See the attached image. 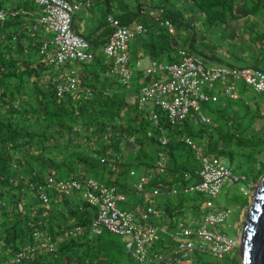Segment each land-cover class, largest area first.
<instances>
[{
	"label": "trees",
	"instance_id": "obj_1",
	"mask_svg": "<svg viewBox=\"0 0 264 264\" xmlns=\"http://www.w3.org/2000/svg\"><path fill=\"white\" fill-rule=\"evenodd\" d=\"M6 1L0 0V9L6 8ZM90 1V10L100 9L101 21L97 34L91 36L87 32L85 37L97 49L92 59L80 61L83 71L76 67L77 89L71 91L59 93L57 86L61 80L53 81L44 73L48 65L38 51L42 30L31 32L26 28L27 15L21 10L0 20V264H17L13 260L18 252L29 253L22 264H119L124 258L133 259L125 252L120 236L107 230L92 235L90 222L96 207L75 194L60 197L52 191L53 187L47 186L49 177L57 181L89 177L91 170L106 171L109 180L103 182L117 186L127 199L140 195L146 200L152 199L153 187L161 184L172 188L170 184L180 182L176 201L166 199L164 214L166 220H171L181 216L188 196L183 195L184 186L196 180L195 170L201 164L186 137L204 154L226 157L231 165L235 157L240 167L250 163L251 171L249 175L245 173L247 180L251 179L249 182L264 175V155L255 148L264 143V137H258L250 124L237 127L235 123L248 114L254 118L260 111L252 110L246 103L239 116L231 113L229 102L239 98L238 93L235 98L225 95L226 99L218 96L215 101L209 100L220 114L218 118L209 117L208 123L194 113L172 122L162 108L154 111L150 105L139 104L140 87L149 81V76L138 69L124 83L114 71L113 62H108L98 49L112 31L106 16L113 14L122 25L135 22L145 28L136 36L137 41L130 44V57L133 53L138 58L139 52L144 51L152 61H177L178 49L194 50L196 24L228 25L240 19L246 20V25L264 22V0ZM149 20L154 23L149 25ZM164 20L173 24L175 32L178 24L192 30L191 41L179 44L172 36L175 33L163 25ZM250 43L258 49L253 66L260 67L258 59L263 51L259 49L263 50L264 39L256 37ZM33 52H37L38 58ZM197 53L210 59L202 51ZM134 74L147 82L134 81ZM152 111L157 113V124L149 117ZM161 159L162 172L157 165ZM138 169L140 176H148L141 190L134 186L136 181L128 182ZM131 170L134 174H130ZM38 187L40 193L49 196L48 204L39 198ZM240 203L241 207L246 205L248 197ZM134 206L141 204L136 202ZM75 226L80 229L73 231ZM35 231L39 237L45 231L46 239L35 240ZM44 241L53 243L55 250L41 248ZM32 247L36 251L31 252ZM236 248L232 250L237 251ZM229 264H241L238 252Z\"/></svg>",
	"mask_w": 264,
	"mask_h": 264
},
{
	"label": "built area",
	"instance_id": "obj_2",
	"mask_svg": "<svg viewBox=\"0 0 264 264\" xmlns=\"http://www.w3.org/2000/svg\"><path fill=\"white\" fill-rule=\"evenodd\" d=\"M40 6L39 20L47 31L53 32L51 41L44 42L40 47V52L46 55L50 63L62 64L65 60L86 61L93 58L94 52L91 50V43L73 27V18L77 10L83 4L90 6V0H78L70 2L68 0H34ZM2 17V14H0ZM112 31L109 33L107 41L102 47V52L113 58L114 71L122 78L124 83L131 79V67L129 66V41L138 34H142L145 28L140 23L122 25L118 18L112 14L106 17ZM163 25L170 33H175V28L169 20H164ZM53 44V49L49 46ZM179 60L174 62L151 61L143 69L144 76H152L151 82L140 87L138 102L142 106L159 105L160 108L168 112V117L172 122L184 119L187 115L194 113L199 116L200 121L210 122L208 115L202 112V102L215 101L217 95L205 91L207 88L212 91L217 82L224 83L223 93L230 97H237L234 86L226 84L227 80L241 79L256 92H264V69L257 66L239 67L227 63H213L207 65L208 59L192 49L183 47L178 49ZM159 73V76H156ZM75 78L67 76L65 85H58V91L64 89H75ZM168 93H174L170 100L162 98ZM150 119L155 124L158 122L156 112H151ZM185 141L195 150L197 158L201 164L195 170L198 180L190 185L184 186V191L203 192L208 196H215L219 193L224 182L237 184L240 181H247L244 174H237L223 160L213 154H204L199 147L189 138ZM162 157V155H161ZM103 162V159H101ZM160 172L163 171L162 159L157 162ZM130 174H134L131 170ZM189 178L190 175L186 174ZM48 187L61 196L75 194L79 199L87 201L96 207V214L90 222L92 234H100L107 230L115 235L121 236L124 241L125 252L138 264H193L190 252L207 253L217 258H222L225 254L235 249L239 243V235L236 240L231 239L226 234H222L216 228L228 216V210H213L211 200L207 199L205 204L210 207L203 217V221L194 229L184 223L179 228L170 231L166 227H161L147 223L151 216H162L165 211L158 209L151 203L145 207L134 206L126 210L120 209L118 203H127V196L118 190L117 186L105 184L92 177L83 178H60L55 181L48 178ZM148 181V176H140L134 186L141 190ZM253 187L252 182H248V187L241 189L248 193ZM151 198L157 195H176L177 188H168L161 184L150 190ZM39 197L44 203L48 202L45 193H40ZM150 200L151 199H147ZM175 218V217H174ZM173 219V218H172ZM79 226H75L73 231H78ZM36 237L38 233H35ZM169 238L163 242L162 246L156 249L155 243ZM174 240V242H170ZM41 248L54 250L53 243L44 241ZM36 247L31 248V252ZM28 252L16 254L15 262L22 264L28 258Z\"/></svg>",
	"mask_w": 264,
	"mask_h": 264
},
{
	"label": "rangeland",
	"instance_id": "obj_3",
	"mask_svg": "<svg viewBox=\"0 0 264 264\" xmlns=\"http://www.w3.org/2000/svg\"><path fill=\"white\" fill-rule=\"evenodd\" d=\"M71 2H76L78 0H69ZM12 3H17L19 6H24V7H30L29 4H24L22 0H9L8 4ZM24 4V5H23ZM192 13H190V18H192ZM100 16V9L98 8H89V6L83 4L82 7L77 10L74 14V26L77 30L80 29V23L83 20L85 23V27L90 25V29L96 28L97 25L100 23V19L98 18ZM264 20V18H262ZM154 23L153 20H149V25ZM248 25H239V30L238 32L236 29L230 32L222 33L223 28L220 27V24H212V25H207L204 24L203 26L196 24L194 27V33H195V40L193 43V49L195 52L202 51L204 54L205 52L207 54H210L212 52L216 53L215 56H217V63H227L230 65H235L239 67H245V66H252L255 62V55H257V50L258 49H253L250 40L253 38H258L261 37L264 39V22L263 21H258L257 24H250L247 22ZM104 27V26H102ZM101 27V28H102ZM254 28V29H253ZM201 29V30H200ZM89 30V29H88ZM176 31L175 34L172 36L176 41L179 42V44L184 43H189L192 38V33L193 31L183 27L182 25L178 24V27L176 25ZM237 32V35H235ZM241 33V36L244 35L243 39L242 37L239 36ZM246 33V34H245ZM50 36L51 32H49ZM229 36V38L225 39L224 36ZM245 35L250 36L249 39H244ZM39 37H41L39 35ZM137 38H134L131 40L130 44L133 45L135 41H137ZM225 40V41H224ZM34 51V50H33ZM259 51H263L260 54V57L258 59V62L260 63V67L264 69V46L263 50L262 48L259 49ZM35 52V51H34ZM33 56L38 58L37 52L34 53ZM229 52V53H227ZM206 54V55H207ZM105 55V54H104ZM208 56V55H207ZM166 57V56H165ZM107 61L108 62H113V58L107 56ZM137 56L133 53H131L130 57V66L132 73L138 69H145L149 64V57H142L139 60V65L137 66ZM173 61L170 62H174ZM209 61V60H208ZM157 62L165 63L167 62L165 58L163 60H157ZM80 65V66H79ZM76 67L78 70L81 69V63L76 62L73 60L67 61L65 60L64 63L61 65H48V67L45 68V72L47 75H49L52 80H63L65 77L70 73V70L72 68L76 70ZM87 67V66H86ZM84 68V67H83ZM87 70H90V67H87ZM111 73H114L111 71ZM133 76V75H132ZM156 76H159V73H156ZM144 77V76H143ZM148 78V77H147ZM153 77L150 75L149 76V81L151 82ZM134 81H139V82H147V79L142 78L137 76V74H134L133 77ZM147 82V83H148ZM226 84H231L234 86L235 91L238 93L239 98L236 99H231L230 100V105L229 107L231 108L230 111L231 113H238V116L240 115V112L244 111L243 109H246V103H249V106L252 110L258 109L260 111V114L254 116V118H251V115L248 114L246 117H241L236 120V126L241 127L244 125L250 124V127L254 130H256V134L258 137H264V92H256L254 91L251 87L247 86L244 84V82L241 79H236L234 81L233 79L227 80ZM223 88H224V83L222 82H217L212 91L213 94H216L218 96H222L223 98L226 99L225 94L223 93ZM207 92V90L205 89ZM209 91V90H208ZM174 93H168L165 96H162V98H166L170 100ZM132 102V101H130ZM239 107L237 108V106ZM159 107V105H151L150 109L151 110H156ZM202 112L206 115H208L211 119L212 118H218V113L220 114L219 110L216 108V105L213 104L211 101L207 102L202 106ZM163 110V109H162ZM152 111V112H154ZM165 111V110H163ZM225 111L222 110L221 114ZM236 116L235 114L233 117ZM257 150L262 151L264 155V143H259L258 145L255 146ZM163 159V158H162ZM223 163L226 165H230L233 167L234 171L237 172V174H244L247 172V175H249L251 171V164H244L243 166L240 167L238 164L237 158L235 157L233 164L231 165L228 158L223 157ZM165 161H167L165 159ZM142 174V172L138 169L137 175L135 177H129L128 182L129 184H132L133 182L137 181L139 176ZM94 179H97L101 182L103 181H108L109 180V175L106 171H96V170H91L90 173L88 174ZM246 175V176H247ZM259 177V179L256 182L253 183V187L250 190V192L245 193L241 187L247 188L248 187V182L251 179H248L247 181H240L237 184H231L229 182H224L221 186V189L219 193L215 196H208L207 194L203 192H197V191H184L183 195H187L184 201V208L183 212L180 216L178 214L175 218L171 220H166V214H163L161 217L160 216H151L149 221L147 223L152 222L155 225L161 226V227H166L170 231L176 230L179 228V225L181 223H184L186 226H189L191 229H194V227L198 226L202 221L203 217L206 214L208 210H210V207H207L205 202L207 199L211 200L213 207L211 209L213 210H228V216L226 219L222 222L217 224L216 228L220 230L222 234H226L228 237L231 239L237 238L239 235V243L237 246V251L236 250H231L229 253L225 254L222 258H217L214 257L210 254L207 253H199V252H190L189 256L193 260V264H213L212 262H215L216 260L223 263L229 264L230 261L237 256H240L239 252V247L242 239V231L244 228V225L246 223L247 219V214L248 210L250 207V204L252 202V197L255 193V188L257 187L260 179L263 177ZM196 180L189 181L187 185H190ZM105 184H108L107 182H103ZM173 188H177V193L179 192L178 188H181L182 183L180 182H174L173 184H170ZM169 186V187H171ZM186 192V193H185ZM177 195V194H176ZM176 195H157L153 196L151 201H148L146 199H142L140 195H133L129 196L127 203H118V207L120 209H126L129 210L134 207V203H140L142 207H145L148 203L156 206L158 209H163L165 211L166 209V204H167V197H170L171 202H175L177 199ZM248 197V203L244 206L241 207L240 201L244 198ZM81 201V200H80ZM41 233V238L46 239L47 233L45 231H42ZM121 237V236H120ZM122 238V237H121ZM123 240V239H122ZM39 241V239H38ZM169 241L168 237H165L164 239L157 241L155 243V248L158 249V247L162 246L163 242ZM170 242H174V240H171ZM119 264H138L134 259H129L124 258L120 261Z\"/></svg>",
	"mask_w": 264,
	"mask_h": 264
},
{
	"label": "water",
	"instance_id": "obj_4",
	"mask_svg": "<svg viewBox=\"0 0 264 264\" xmlns=\"http://www.w3.org/2000/svg\"><path fill=\"white\" fill-rule=\"evenodd\" d=\"M239 252L241 264H264V176L252 197Z\"/></svg>",
	"mask_w": 264,
	"mask_h": 264
},
{
	"label": "clouds",
	"instance_id": "obj_5",
	"mask_svg": "<svg viewBox=\"0 0 264 264\" xmlns=\"http://www.w3.org/2000/svg\"><path fill=\"white\" fill-rule=\"evenodd\" d=\"M9 1V0H8ZM8 1H6V3H7V6H6V8H3V9H0V14H2V17H0V20L1 19H5L8 15H15L16 14V11H23L27 16L25 17V19H26V22L24 23V26L26 27V28H28L31 32L33 31H36L37 29H41L42 30V35H40L41 37H39L38 38V41H40V43H39V46H38V51H39V53L40 54H42L43 55V57H42V61L44 62V63H46L47 65H58V64H54V63H50L47 59H46V55L45 54H43V53H41L40 52V47H41V45L44 43V42H49V41H51L52 40V38H53V36H54V34H53V32H51V31H47L46 30V28L40 23V20H39V13H40V9H41V6L37 3V2H35L34 0H22L24 3H26V4H29L30 5V7H24V6H19L17 3H12V4H8ZM18 8H20L19 10H18ZM113 15V14H112ZM115 16V15H114ZM107 17V16H106ZM73 22H74V18H73ZM135 23V22H134ZM142 25V24H141ZM73 27H74V29L77 31V32H79V33H81L84 37H85V33L82 31V30H77L76 28H75V26H74V23H73ZM49 32H51V35L52 36H50V37H46L47 36V34L49 33ZM137 36V35H136ZM135 36V37H136ZM134 37V38H135ZM86 38V37H85ZM134 38H132V39H134ZM87 39V38H86ZM131 39V40H132ZM88 40V39H87ZM131 40L129 41V49H130V42H131ZM90 43H91V50L94 52V54H95V51H96V49L97 48H95L94 47V45H93V43L90 41V40H88ZM104 45V44H103ZM103 45H101L100 46V48H98L99 49V51H101L102 52V47H103ZM53 47H54V45L53 44H51L50 46H49V48L50 49H53ZM103 53V52H102ZM140 54H141V52H140ZM139 54V55H140ZM145 55L144 54H142V55H140V57L137 59L138 61H137V66L139 65V60L142 58V57H144ZM147 56V55H146ZM93 57H94V55H93ZM209 60V59H208ZM70 61V60H69ZM73 61H75V60H73ZM87 61V60H86ZM76 62H80V61H76ZM151 62V61H150ZM61 65V64H60ZM131 67V66H130ZM143 71V70H142ZM76 74V71H75V69L74 68H72L71 70H70V73L67 75V76H73L74 78H75V75ZM67 76L65 77V79H63V80H61V82L62 83H60V84H62V85H65V83H66V78H67ZM77 82H76V79H75V84H76ZM60 84H58V85H60ZM57 89H58V86H57ZM75 89H77V84H76V87H75ZM75 89H69V91H71V90H75ZM65 90V89H64ZM59 92V91H58ZM62 92V91H61ZM60 93V92H59ZM64 179H66V178H64ZM52 191H54V190H52ZM37 194H38V196H39V194H40V192H39V187H38V190H37ZM48 197V202H49V196H47ZM40 198V197H39ZM41 199V198H40ZM41 201H42V199H41ZM43 202V201H42ZM48 202L47 203H45V204H48ZM44 203V202H43ZM37 231H35L34 232V237H35V240H37L38 241V239L40 240L41 239V237H39V234H38V236L36 237V235H35V233H36ZM38 233V232H37ZM93 235V234H92ZM55 250V249H54ZM54 250H52V251H54ZM36 251V250H35ZM49 251H51V250H49ZM19 253V252H18ZM17 254V253H16ZM16 254H15V257H16ZM13 262H15V258H14V260H13ZM16 263V262H15Z\"/></svg>",
	"mask_w": 264,
	"mask_h": 264
},
{
	"label": "crops",
	"instance_id": "obj_6",
	"mask_svg": "<svg viewBox=\"0 0 264 264\" xmlns=\"http://www.w3.org/2000/svg\"><path fill=\"white\" fill-rule=\"evenodd\" d=\"M246 20H244V19H240V20H236V21H232V22H230L228 25H226V24H220V27H222L223 28V32L222 33H225V32H228L229 30H230V32L231 31H233L234 29H236V31L238 32V30H239V25H242V26H244V25H246V22H245ZM251 22V21H250ZM201 26V24L199 23L198 24V26ZM248 25V24H247ZM203 26V25H202ZM89 29V30H88ZM79 30H82L85 34L87 33V32H89L90 33V35L91 36H95V34H97V31H98V28L96 27H94V29H90V25L89 26H86L85 27V23L83 22V20L81 21V23H80V29ZM95 30V31H94ZM201 30V29H200ZM237 32H236V34L235 35H237ZM239 32H240V30H239ZM246 34V33H245ZM239 36L240 37H242V39H243V37H244V35H242L241 36V33L239 34ZM46 37H50V34L48 33L47 34V36ZM249 37L250 36H248V35H245V40L246 39H248V40H250L249 39ZM224 38L225 39H227V38H229V36H224ZM230 39V38H229ZM225 41V40H224ZM251 41V40H250ZM140 53V52H139ZM227 53H229V52H227ZM142 54H144L145 55V57H146V55L147 54H145L144 53V51H141V54L140 55H142ZM205 54H207L206 52H205ZM215 54L216 53H214V52H212V53H210V54H207L208 56L207 57H210V59H209V61H207V65H211V64H213L214 63V61H217L216 59H217V56H215ZM140 55H138V58L140 57ZM256 56V55H255ZM147 57H149V61H152V59H151V57L149 56V55H147ZM137 58V59H138ZM215 63H217V62H215ZM220 63V62H219ZM222 63V62H221ZM253 66V65H252Z\"/></svg>",
	"mask_w": 264,
	"mask_h": 264
},
{
	"label": "bare ground",
	"instance_id": "obj_7",
	"mask_svg": "<svg viewBox=\"0 0 264 264\" xmlns=\"http://www.w3.org/2000/svg\"><path fill=\"white\" fill-rule=\"evenodd\" d=\"M61 234V233H60Z\"/></svg>",
	"mask_w": 264,
	"mask_h": 264
}]
</instances>
